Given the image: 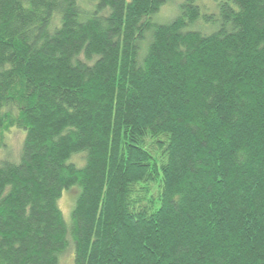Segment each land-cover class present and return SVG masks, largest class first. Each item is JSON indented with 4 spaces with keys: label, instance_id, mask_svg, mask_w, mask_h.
I'll list each match as a JSON object with an SVG mask.
<instances>
[{
    "label": "trees",
    "instance_id": "1",
    "mask_svg": "<svg viewBox=\"0 0 264 264\" xmlns=\"http://www.w3.org/2000/svg\"><path fill=\"white\" fill-rule=\"evenodd\" d=\"M208 1L0 0V264H264V0Z\"/></svg>",
    "mask_w": 264,
    "mask_h": 264
},
{
    "label": "rangeland",
    "instance_id": "2",
    "mask_svg": "<svg viewBox=\"0 0 264 264\" xmlns=\"http://www.w3.org/2000/svg\"><path fill=\"white\" fill-rule=\"evenodd\" d=\"M208 1V0H207ZM209 2V1H208ZM170 2L167 6L162 7L161 15H172L173 14V4ZM213 3L209 2V6H212ZM170 12V13H169ZM23 134L20 130L15 129L14 127L6 129L3 131V147L0 149V159L9 158L16 159ZM78 157V156H77ZM79 162L80 159L76 158ZM77 194L76 190H65L63 191L59 199V207L62 211L63 217L68 220L70 218L69 213L71 212L74 197ZM59 264H74L72 259V250L66 251L60 258Z\"/></svg>",
    "mask_w": 264,
    "mask_h": 264
}]
</instances>
